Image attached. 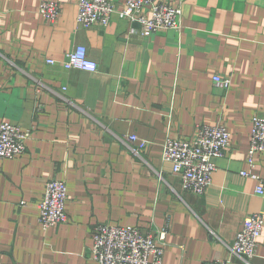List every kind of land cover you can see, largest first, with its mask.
I'll return each mask as SVG.
<instances>
[{
  "label": "crops",
  "instance_id": "obj_1",
  "mask_svg": "<svg viewBox=\"0 0 264 264\" xmlns=\"http://www.w3.org/2000/svg\"><path fill=\"white\" fill-rule=\"evenodd\" d=\"M43 1L57 0H0V123L32 131L22 156L0 160V262L97 264V225L156 233L170 215L162 264H245L231 248L244 220L264 215L261 182L241 175L264 179V152L249 161L253 119L264 117V0H169L180 28L149 38L117 16L78 27V0L50 23ZM76 46L96 72L62 66ZM200 124L232 136L203 196L163 160L168 139L192 138ZM130 136L146 142L142 157ZM54 179L67 184L68 222L44 230L39 205ZM258 243L250 264H264V230Z\"/></svg>",
  "mask_w": 264,
  "mask_h": 264
},
{
  "label": "built area",
  "instance_id": "obj_2",
  "mask_svg": "<svg viewBox=\"0 0 264 264\" xmlns=\"http://www.w3.org/2000/svg\"><path fill=\"white\" fill-rule=\"evenodd\" d=\"M64 1L66 0L43 1L38 7V14L46 21L55 23L61 14ZM182 14V9L169 0H125L121 8L110 0H78L77 25L84 29L94 26L107 28L113 17L117 16L120 20L137 25L133 32L149 38L160 31L179 29ZM47 63L54 65L56 61L50 59ZM62 66L66 70L78 69L85 72H96L99 68L90 59L84 46H76L68 53ZM213 84L219 89L229 90L231 80L216 75L213 77ZM31 137V130L24 131L15 125L0 123V160H12L22 156ZM231 138L230 132L222 124H200L192 138L168 139L164 145L163 160L170 163L173 172L180 176L185 191L203 196L216 171L214 160L223 158L230 150ZM128 140L131 144H138L136 149H130L142 157L147 148L146 142L139 141L136 136H130ZM258 152H264L263 116H255L253 119L249 150L251 164ZM241 175L259 180L261 185L257 188V193L264 194V179L250 172H242ZM67 200V184L64 181L54 179L47 183L39 205V222L44 230L68 222ZM171 223L172 216L168 215L164 228L156 233H146L137 227L99 224L92 232L91 257L97 264H162ZM263 230L264 215L247 217L236 236L232 253L245 264H250L256 256ZM205 264L228 263L221 261Z\"/></svg>",
  "mask_w": 264,
  "mask_h": 264
},
{
  "label": "rangeland",
  "instance_id": "obj_3",
  "mask_svg": "<svg viewBox=\"0 0 264 264\" xmlns=\"http://www.w3.org/2000/svg\"><path fill=\"white\" fill-rule=\"evenodd\" d=\"M59 226H61V225H59ZM59 226H58V227H59Z\"/></svg>",
  "mask_w": 264,
  "mask_h": 264
}]
</instances>
